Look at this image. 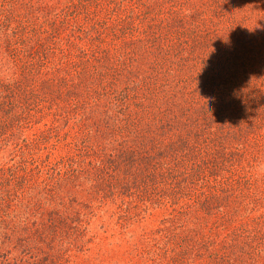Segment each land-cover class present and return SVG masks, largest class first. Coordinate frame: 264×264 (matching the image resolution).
Masks as SVG:
<instances>
[{"label":"trees","instance_id":"trees-1","mask_svg":"<svg viewBox=\"0 0 264 264\" xmlns=\"http://www.w3.org/2000/svg\"><path fill=\"white\" fill-rule=\"evenodd\" d=\"M123 2L50 44L0 16V149L42 90L67 137L40 168L0 164V264L68 263L112 222L140 264H264V0Z\"/></svg>","mask_w":264,"mask_h":264},{"label":"rangeland","instance_id":"rangeland-1","mask_svg":"<svg viewBox=\"0 0 264 264\" xmlns=\"http://www.w3.org/2000/svg\"><path fill=\"white\" fill-rule=\"evenodd\" d=\"M130 5V3H122V0H112L110 4H106L103 0H0V16L5 18V22L1 24L6 30L7 27L12 31L15 27H20L17 30L19 33L22 32L30 36L34 33L39 35V32L42 35V32L48 31L50 33L48 36L50 44L52 43L50 37L52 38L51 40L57 37L54 34V30L57 29L65 31L73 27L75 32H78L81 37V29L85 21L92 18L87 13L94 15V21H97L99 17L102 22L104 20L110 22L122 17ZM46 37L47 35L43 36L44 39H47ZM49 47L52 50V46ZM47 50L48 46L43 52L41 51L44 59L50 57L49 53H46ZM1 62H4L3 58L0 61V81L8 83L16 68H2ZM38 65L45 66V64H41V61H38ZM41 99L42 101L29 99L25 103L24 108L27 115H25L26 120L23 121L24 127L18 131L15 139H8L7 148L0 149V164L10 163V154L12 152L18 155L13 162L26 163L27 168L33 170L42 167L46 162H54L57 157L63 155L62 145L67 140L66 134H63L62 125L59 133L54 132V117L48 109L49 105L44 90H42ZM19 155H21V158ZM13 162L6 167H10ZM250 171L254 179L258 181V184L255 185V189H257L255 196L257 198L255 200L256 213L251 216V218H256L264 215V162L254 165ZM111 211L108 212L110 213ZM152 214L160 215L157 211H152ZM98 217L101 218V214ZM111 219L109 214L105 217L107 222H110ZM149 223L150 219H148L144 227L149 226ZM110 224L112 226L109 232L98 231V241L91 244L89 249L85 248L88 250H76L75 252V250L71 249L69 254L70 261L63 264H131L132 262L140 264L141 262L135 257L137 253L135 249L131 255L126 252V246H129L126 240L129 235L121 227H114L115 222ZM157 224L155 223L154 226ZM132 230L140 232L141 226H136V228L132 226ZM224 233L225 231L221 229L216 232V235L222 236Z\"/></svg>","mask_w":264,"mask_h":264}]
</instances>
